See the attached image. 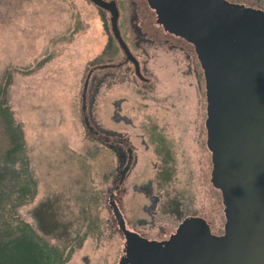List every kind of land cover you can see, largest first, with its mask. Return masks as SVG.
Wrapping results in <instances>:
<instances>
[{
    "label": "rangeland",
    "instance_id": "rangeland-1",
    "mask_svg": "<svg viewBox=\"0 0 264 264\" xmlns=\"http://www.w3.org/2000/svg\"><path fill=\"white\" fill-rule=\"evenodd\" d=\"M114 1L138 75L108 11L90 0H0V164L17 128L16 165L32 190L2 203L0 232L29 223L28 234L54 264H121L127 240L110 193L126 227L148 239L166 240L196 216L223 231L194 47L163 28L149 0ZM228 1L264 9V0ZM42 202L50 208L36 219ZM5 246L0 242V264H19L21 257L10 262L4 254L16 246Z\"/></svg>",
    "mask_w": 264,
    "mask_h": 264
},
{
    "label": "water",
    "instance_id": "water-1",
    "mask_svg": "<svg viewBox=\"0 0 264 264\" xmlns=\"http://www.w3.org/2000/svg\"><path fill=\"white\" fill-rule=\"evenodd\" d=\"M90 1L109 12L112 34L138 75L115 1ZM149 1L163 28L193 45L203 69L210 180L221 193L225 222L216 236L203 218L189 217L168 239H148L126 227L110 193L127 240L126 264H264V10L228 0Z\"/></svg>",
    "mask_w": 264,
    "mask_h": 264
},
{
    "label": "trees",
    "instance_id": "trees-1",
    "mask_svg": "<svg viewBox=\"0 0 264 264\" xmlns=\"http://www.w3.org/2000/svg\"><path fill=\"white\" fill-rule=\"evenodd\" d=\"M10 123L11 122H9V124ZM16 133L17 134L13 132L11 133V147L6 151V158H4V163L0 164V183L1 181L5 180L4 183L0 184V207L2 203L5 202V200L7 202L9 201L10 203L22 199L23 197H21V195L19 196L21 192L26 194V196L28 195V197L32 193V190H30L29 192V186L27 185L23 169L21 168V166L18 167L16 165L17 161L21 159L19 154L21 153L22 148L21 139L19 138L17 128ZM7 187L15 189L17 192L11 190V192L7 194L5 193V189ZM48 208H50V205L46 202L40 203L39 206L34 209L33 216L36 219L44 217V213ZM7 226H9V224H6V227ZM29 227V223H25V227L20 223L19 225L15 224V226H13V228H11L10 230H7L5 228L0 232V242L5 244L6 248L16 246V251L14 253H12V251L4 253L7 261L11 260L10 262H14L12 260L21 257L18 260L19 264H54L55 261H53V255L51 252H49V250H47L45 247H42L38 250L39 243L28 234L27 229ZM43 230L44 232H46L44 233L45 235L47 234L57 238H70V232L59 234L56 232V230L50 232H47L45 229ZM22 259H26L27 263H24ZM14 264H16V262H14Z\"/></svg>",
    "mask_w": 264,
    "mask_h": 264
},
{
    "label": "flooded vegetation",
    "instance_id": "flooded-vegetation-1",
    "mask_svg": "<svg viewBox=\"0 0 264 264\" xmlns=\"http://www.w3.org/2000/svg\"><path fill=\"white\" fill-rule=\"evenodd\" d=\"M132 57L135 59V57L132 55ZM128 156H130V153L128 154ZM211 161H212V158H211ZM211 169H212V167H211ZM126 171V170H125ZM125 171H124V174H125ZM120 176H121V173H120ZM120 176H119V179H120ZM124 178V177H123ZM122 178V179H123ZM119 179H118V182H119ZM122 181V180H121ZM117 182V184H119ZM116 184V185H117ZM115 185V187H116V189H117V186ZM224 226V225H223ZM209 228H210V226H209ZM137 232V231H136ZM210 232L212 233V234H214V235H216V236H219V235H221L222 233H223V231H222V233L221 234H217V233H215V232H213V231H211V228H210ZM138 233V232H137ZM139 234V233H138ZM194 234H195V236L197 235V233H195L194 232ZM140 235H142V234H140ZM168 239V238H167ZM132 247H135V246H137V243L136 242H134V246L133 245H131ZM123 259H125L124 261L122 260V262H124L125 264H126V258L124 257Z\"/></svg>",
    "mask_w": 264,
    "mask_h": 264
}]
</instances>
